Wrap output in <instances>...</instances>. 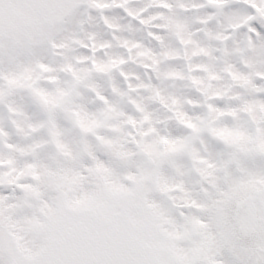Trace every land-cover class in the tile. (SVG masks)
Wrapping results in <instances>:
<instances>
[{"label":"snow or ice","instance_id":"6c2138e0","mask_svg":"<svg viewBox=\"0 0 264 264\" xmlns=\"http://www.w3.org/2000/svg\"><path fill=\"white\" fill-rule=\"evenodd\" d=\"M0 264H264V0H0Z\"/></svg>","mask_w":264,"mask_h":264}]
</instances>
